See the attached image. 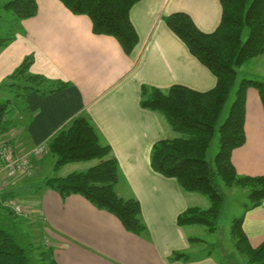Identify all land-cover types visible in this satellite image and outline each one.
I'll list each match as a JSON object with an SVG mask.
<instances>
[{"label":"crops","instance_id":"0c3cea01","mask_svg":"<svg viewBox=\"0 0 264 264\" xmlns=\"http://www.w3.org/2000/svg\"><path fill=\"white\" fill-rule=\"evenodd\" d=\"M37 3V15L19 23L14 38L18 47L2 65L0 86L10 83L32 55L30 73L45 77L46 89L66 86L47 95L31 92L19 97L7 115L12 129L3 137L12 135L14 149L29 152L48 143L73 119L87 117L112 147L123 174L117 192L140 202L147 232H128L118 218L80 195L62 198L51 189L41 195L30 189L32 184L25 182L40 178L45 170L54 172L51 155L34 161L33 176L10 181L5 195L29 193L33 201L28 211L45 225V248L54 251L58 264H217L211 256L172 260L174 252L192 254L199 246L190 241L192 234L200 239L195 234L199 226L182 228L178 216L189 207L209 205L152 168L155 143L178 136L163 116L141 106V98L143 86L166 90L181 85L198 92L216 86L214 74L190 53L166 19L187 13L201 31L212 33L222 19L220 0H140L130 12L139 36L131 54L115 38L95 34L90 18L73 14L60 0ZM244 68L239 72L242 80L264 79ZM245 133L246 142L233 151L232 163L239 175L264 176V105L255 88L246 94ZM243 231L252 248L264 242V202L246 212Z\"/></svg>","mask_w":264,"mask_h":264},{"label":"trees","instance_id":"16d2710c","mask_svg":"<svg viewBox=\"0 0 264 264\" xmlns=\"http://www.w3.org/2000/svg\"><path fill=\"white\" fill-rule=\"evenodd\" d=\"M139 1L60 0L73 14L90 18L95 34L115 38L126 54H131L139 43L130 18L132 8ZM220 2L222 19L212 33L201 31L187 13H174L166 19L167 26L190 53L214 74L216 86L207 92L181 85L166 90L143 86L141 106L163 116L171 129L180 135L155 143L151 158L154 171L175 179L184 192L204 196L210 204L207 209L189 207L178 216V226H203L209 232H216L217 220L226 203L220 181L226 188L241 187L247 190V202L243 214L232 221L231 237L236 250L246 256L248 264H264V242L258 248H252L243 231L246 212L264 202V176L239 175L232 163L233 151L246 142L247 90H258L264 105V79H241L229 115L218 127L240 70L251 60L264 57V0ZM4 9L24 20L37 15L38 3L37 0H11L4 4ZM32 64V57L26 58L10 78L14 81L11 86L17 85L18 92L13 100L0 102V137L11 128L7 115L15 99L31 92L47 95L66 86L46 89L49 81L31 74ZM216 132L220 147L214 164H211L207 157ZM48 146L46 155L55 159V172L69 164L98 163L86 172L46 178L43 181L45 189L56 191L62 198L80 195L98 209L118 218L128 232L139 236L147 232L140 202L134 197L124 199L119 196L117 185L123 179L120 165L112 147L90 119L83 116L73 119L48 141ZM8 199L15 197L5 195V192L0 197L2 215L5 212L15 219L28 217V214L18 213L5 205ZM190 241L202 242L201 239ZM33 254L40 256L38 264H58L52 249L41 251L32 243H24L15 229L0 222V264H33ZM172 260L192 262L196 258L188 253L174 252Z\"/></svg>","mask_w":264,"mask_h":264},{"label":"rangeland","instance_id":"374dc122","mask_svg":"<svg viewBox=\"0 0 264 264\" xmlns=\"http://www.w3.org/2000/svg\"><path fill=\"white\" fill-rule=\"evenodd\" d=\"M11 0H0V70H3L2 65L5 63L9 57L15 52V49L18 47L15 41V36L18 34V28L20 19L15 17L11 12H8L4 9V4ZM34 62V56H31ZM246 73H254L258 75H264V57H258L254 60L248 62L245 66ZM241 78H238V82L234 87L229 101L224 109V112L218 123V127L225 121L229 115V111L232 103L236 99V92L240 84ZM14 81L11 80L10 83L2 84L0 86V100L4 98H13L18 92L17 85L11 86ZM19 84H24V81L17 80ZM23 91H21L22 93ZM13 100V99H12ZM20 100V98L15 99V102ZM20 103V102H19ZM12 129V128H11ZM10 129V130H11ZM180 136L179 134H177ZM14 137L11 135V139ZM219 133L216 132V135L212 141L210 150L208 152V161L211 164H214V160L219 152ZM52 159V158H51ZM48 162H50V160ZM98 161L93 162H84V163H74L70 166L63 168L59 172H52L50 170H45L44 174L39 178H33L30 181L25 182L28 187L32 184V188L39 193L40 195L45 190L43 181L46 178L56 177L63 174L67 176L74 172H86L90 167L97 164ZM41 183V184H40ZM221 188L226 196V203L221 212L219 220H217L216 232H209L206 227L199 226L195 234L200 237L202 242L197 243V247H194L193 253L190 254L193 258H204L211 256L212 259L217 264H248L246 256L239 253L235 248V241L231 237V226L234 218L239 217L244 212V204L247 202V190L241 187H234L232 189L226 188L220 181ZM120 189V188H119ZM52 190V189H51ZM121 191V189H120ZM122 191L120 192V194ZM29 193H18L17 197L19 202L27 210L28 207L32 206L33 199H30ZM206 203L210 206L207 198L202 196ZM27 206V207H26ZM28 217H19L18 219L11 218L7 213L0 212V222L6 224L9 228L15 229L18 234L21 236V240L26 243H32L41 251L45 250V241L47 239L46 235L44 236L43 229L45 225L41 221L36 219L33 215ZM2 216L4 218H2ZM192 239H198L192 234ZM193 243V242H192ZM33 264H38L40 262V256L33 254L32 256Z\"/></svg>","mask_w":264,"mask_h":264},{"label":"built area","instance_id":"2783aa9c","mask_svg":"<svg viewBox=\"0 0 264 264\" xmlns=\"http://www.w3.org/2000/svg\"><path fill=\"white\" fill-rule=\"evenodd\" d=\"M10 136L0 137V197L10 181L33 176L36 173L34 161L42 159L49 151L48 143L43 142L29 152H17L10 144ZM5 205L13 207L21 214L29 212V209L26 210L16 199H8Z\"/></svg>","mask_w":264,"mask_h":264}]
</instances>
